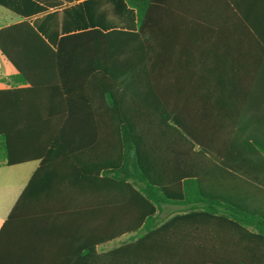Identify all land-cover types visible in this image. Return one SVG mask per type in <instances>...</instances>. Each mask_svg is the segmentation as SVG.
Segmentation results:
<instances>
[{
    "label": "trees",
    "instance_id": "obj_1",
    "mask_svg": "<svg viewBox=\"0 0 264 264\" xmlns=\"http://www.w3.org/2000/svg\"><path fill=\"white\" fill-rule=\"evenodd\" d=\"M124 1L136 30L64 25L52 48L26 19L59 0H0L25 18L0 29L16 71L0 159L39 163L0 226V264H264V148L231 54L264 43V0H212L203 25L182 0ZM64 17L81 26V6Z\"/></svg>",
    "mask_w": 264,
    "mask_h": 264
},
{
    "label": "crops",
    "instance_id": "obj_2",
    "mask_svg": "<svg viewBox=\"0 0 264 264\" xmlns=\"http://www.w3.org/2000/svg\"><path fill=\"white\" fill-rule=\"evenodd\" d=\"M59 1L61 2L60 7L49 8L46 12L30 16L26 19L29 24L41 35L44 41L52 48L56 46L59 37L64 32L62 29L64 25L68 27L66 31L99 27L102 24H105V27L108 28L136 30L135 11L134 9L128 7L124 0ZM77 5L81 6L83 22L80 23L82 24L81 26L74 25L70 27V24H74V22L72 21L70 23L65 19L64 9ZM210 8L215 9L214 16H216V21H218L220 14L218 11L219 8L222 9V5L217 1L182 0V2H179L178 4V10L176 12H180L178 14L185 18L186 23L203 25L208 22L209 17L212 15L210 14ZM23 20H25V18H22L20 15L12 12L0 4V29ZM231 54L234 57L232 63L235 67L234 76L238 81V86L243 89L247 88L246 103L248 107V135L251 140L256 141V143L264 148V43H262L258 37L251 36L248 40L247 47H237L232 50ZM15 72L14 67L0 53V90L9 89L13 86L9 78L15 74ZM242 101L245 104L244 99L240 100V104H242ZM254 148L256 151L263 153L264 156L263 150H261L258 146H254ZM1 163H3V161ZM251 163H264V160L259 155H255ZM26 164H33V166L24 176L20 191L16 194L15 198H13L11 204L7 205L5 208L0 206V226L7 217L22 189L28 183L30 177L38 167L39 163L37 161H33L7 166L17 167ZM7 184L8 183L5 184L4 188H8ZM175 209V207L167 206L163 210L162 214L165 211H168L170 217ZM123 237H127V235L122 236L115 241L121 240ZM112 242L97 248V251L99 253L107 252L123 245L121 244L114 247H107Z\"/></svg>",
    "mask_w": 264,
    "mask_h": 264
},
{
    "label": "rangeland",
    "instance_id": "obj_3",
    "mask_svg": "<svg viewBox=\"0 0 264 264\" xmlns=\"http://www.w3.org/2000/svg\"><path fill=\"white\" fill-rule=\"evenodd\" d=\"M0 160V206L5 208L11 204L13 198L20 191L24 176L30 171L33 164H26L17 167H7ZM8 183V188H4L5 184ZM161 221L169 218V212L165 211L161 216ZM134 237H123L121 240L114 241L107 247H114L117 245L125 244ZM106 249V248H105Z\"/></svg>",
    "mask_w": 264,
    "mask_h": 264
}]
</instances>
